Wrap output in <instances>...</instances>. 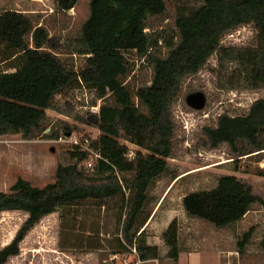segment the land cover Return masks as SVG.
<instances>
[{"label": "trees", "instance_id": "trees-1", "mask_svg": "<svg viewBox=\"0 0 264 264\" xmlns=\"http://www.w3.org/2000/svg\"><path fill=\"white\" fill-rule=\"evenodd\" d=\"M79 1L54 0L61 12L71 10ZM180 1L173 24L156 30L152 20L167 17V0H89V16L59 52L47 49L45 26L33 25L14 9L0 14V35L9 38L0 48V62L18 56L14 69L0 70V136L16 133L32 141L71 135L78 126L62 122L53 128L47 111L72 117L68 96L78 88L92 91L96 99L86 115L76 118L100 131L96 138L89 135L61 151L53 182L38 186L18 176L9 190L0 191V211L30 214L14 239L0 249V264L20 253L21 242L45 215L66 206L117 208L111 248L130 254L135 246L136 261L161 257V248L151 242L147 228L150 191L168 173L169 159L176 157L185 143L177 134L173 106L183 96L188 78L217 55L224 80L221 86L264 87V0ZM243 25L255 29L253 45L222 43L226 34ZM62 53L79 55L83 61L76 65L62 58ZM133 54L150 65L147 82L130 83ZM99 99L103 102L97 103ZM125 141L138 146L133 156ZM199 144L207 149L229 145L236 169L242 165L241 158L262 153L264 97L253 101L245 112L221 113L204 127ZM85 147L101 154L90 170L85 168L90 157ZM258 202L264 206V196L253 180L221 174L214 186L188 191L182 203L188 216L226 227L243 219ZM91 221L90 234L77 237L76 244L85 245L69 250L99 251L100 264H111L104 263L107 257L102 250L107 244L101 227L94 216ZM252 234L249 230L238 241L241 251ZM163 239L167 255L178 260L182 246L177 221L164 230ZM66 248L61 243V249Z\"/></svg>", "mask_w": 264, "mask_h": 264}, {"label": "rangeland", "instance_id": "rangeland-1", "mask_svg": "<svg viewBox=\"0 0 264 264\" xmlns=\"http://www.w3.org/2000/svg\"><path fill=\"white\" fill-rule=\"evenodd\" d=\"M178 5H182L180 0H167V17L152 20L154 29L173 24L172 19L176 15ZM9 9L21 12L32 20L33 25L45 26L49 33L47 49L53 52H59L65 42L79 33L90 13L89 0H80L74 8L66 12L59 11L54 0H0V14ZM2 37L4 40H0V48L4 46L3 41L5 44L9 40L4 34L0 35V39ZM255 38V29L251 25H243L226 34L222 43L253 45ZM60 55L76 65L83 61L82 57L76 54ZM131 56L130 83L135 85L147 82L151 73L150 65L137 54ZM17 60L18 56H14L0 62V70L14 69ZM218 63L217 55H213L207 66L188 78L183 96L173 106L178 122L177 134L185 139V143L181 152L169 159L168 173H165L151 189V202L148 206L151 217L147 228L151 242L161 248L159 264H264V206L261 203H255L243 219L226 227H216L204 219L188 216L182 203L183 196L188 191L214 186L221 174H235L253 180L257 191L264 196V151L241 158L242 165L236 169L229 145L220 144L216 148L207 149L199 144L204 127L214 123L221 113L245 112L253 101L264 97V87L251 89L221 86L224 80L220 76L222 71ZM197 90L203 91L207 97L203 109H194L186 101V96ZM68 99L67 104L73 112L72 117L52 109L47 113L53 121L51 125L53 128L62 122L78 126L71 135L63 134L59 139L32 141H26L16 133L0 136V191L9 190L18 175L29 178L38 186L53 182L61 151L89 135L93 138L99 135L98 128L76 118L90 111L91 103L96 99L95 94L88 89L78 88L68 96ZM102 102L103 100L99 99L97 103ZM47 131L50 132L51 128ZM125 142L135 151L139 149L132 142ZM31 155L37 156V159ZM113 202L115 201L111 203ZM93 216L96 224L99 223L101 230L106 233L108 221L117 222V208H96ZM173 220L177 221L179 226L182 246L178 260L167 255L168 247L163 239L164 230ZM249 230L253 233L251 241L245 250L241 251L238 241ZM114 233L115 228L112 235ZM103 254L110 262L116 257L115 260L119 264H137L133 253L114 256L110 250L105 249Z\"/></svg>", "mask_w": 264, "mask_h": 264}, {"label": "crops", "instance_id": "crops-1", "mask_svg": "<svg viewBox=\"0 0 264 264\" xmlns=\"http://www.w3.org/2000/svg\"><path fill=\"white\" fill-rule=\"evenodd\" d=\"M31 157L37 159L35 155H31ZM95 211L96 208L93 206H90L89 210L83 208V206L81 210L79 206H66L61 210L45 215L21 242L20 253L11 255L4 264H100L99 251L69 250L75 249L74 247H80L83 244L85 245V243L77 245V237L84 238V236L90 234L94 223L91 219ZM29 216L30 214L24 210L0 211V249L14 239L18 229ZM107 224L106 233L103 230L101 233L104 242L107 240L105 242L107 246L102 252L107 249L116 256L121 254V252H115V249L111 248V242L115 236V233L113 235L112 233L114 228H116L115 226H117V222L108 221ZM98 225L100 224L98 223ZM61 243L64 247H67L66 250L61 249ZM115 258H112L110 262L107 257L104 259V263L110 262L112 264L114 261V264H119Z\"/></svg>", "mask_w": 264, "mask_h": 264}, {"label": "built area", "instance_id": "built-area-1", "mask_svg": "<svg viewBox=\"0 0 264 264\" xmlns=\"http://www.w3.org/2000/svg\"><path fill=\"white\" fill-rule=\"evenodd\" d=\"M81 141L74 143V144H77V143H80ZM86 142H88L86 140ZM85 149L89 150L90 151V157L86 162H85V168L87 170H90L92 167H93V164L96 160H98L99 158H101V154L99 151L93 149V148H88V147H85ZM134 151L135 149L133 147H130V150H129V155L130 156H133L134 155ZM85 183H87V177H86V180H85ZM109 235V234H108ZM132 252L133 254H137V249L135 246L132 247ZM147 262H154L156 264H159L158 262V259H154V260H147V261H144V260H141L140 258H138L137 260V264H143V263H147Z\"/></svg>", "mask_w": 264, "mask_h": 264}, {"label": "water", "instance_id": "water-1", "mask_svg": "<svg viewBox=\"0 0 264 264\" xmlns=\"http://www.w3.org/2000/svg\"><path fill=\"white\" fill-rule=\"evenodd\" d=\"M186 101L194 109H203L206 106L207 97L203 91L197 90L189 93Z\"/></svg>", "mask_w": 264, "mask_h": 264}]
</instances>
